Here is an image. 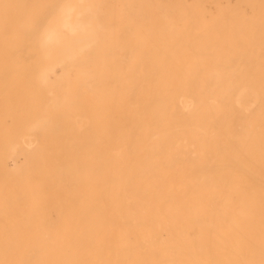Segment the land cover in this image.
<instances>
[{
	"label": "bare ground",
	"instance_id": "1",
	"mask_svg": "<svg viewBox=\"0 0 264 264\" xmlns=\"http://www.w3.org/2000/svg\"><path fill=\"white\" fill-rule=\"evenodd\" d=\"M51 185L58 227L14 210ZM0 229L3 264H264V0H0Z\"/></svg>",
	"mask_w": 264,
	"mask_h": 264
},
{
	"label": "rangeland",
	"instance_id": "2",
	"mask_svg": "<svg viewBox=\"0 0 264 264\" xmlns=\"http://www.w3.org/2000/svg\"><path fill=\"white\" fill-rule=\"evenodd\" d=\"M19 125H21V122H18ZM23 124V122H22ZM22 127V125L20 126ZM23 138L25 139V141L29 140V136H27L26 134L23 135ZM22 160V156L18 155L14 157V162L19 164ZM8 165L11 166L12 165V160L8 161ZM47 193V192H46ZM55 195L57 196L58 194L60 195V197L62 198V200L64 202H70L71 198L69 195V192L67 190H64L61 188V186L59 185H51L49 186V192L43 196H47L46 197V201H49L48 204L42 208V209H31L30 207H28L27 205H25L24 203H22L19 199H17L16 203L14 204V210L19 211L20 214H23L25 212H29L28 214H30L32 212V210L37 211L41 216L39 217V219H37L35 226L39 224H41L43 227H58L59 226V218L57 216V211H56V207L60 204V198H54L49 200V195ZM63 218H67L66 216H64ZM11 221V220H10ZM47 221V222H46ZM0 234H1V229H0ZM24 235V233H23ZM29 238L28 235H24L22 236V240L26 241ZM3 261H0V264H3ZM5 264H83L82 261L79 260H75V261H56V260H21V259H11V260H6Z\"/></svg>",
	"mask_w": 264,
	"mask_h": 264
}]
</instances>
